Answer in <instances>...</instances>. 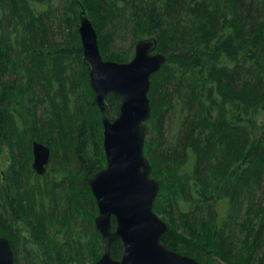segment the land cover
I'll use <instances>...</instances> for the list:
<instances>
[{
	"label": "trees",
	"instance_id": "1",
	"mask_svg": "<svg viewBox=\"0 0 264 264\" xmlns=\"http://www.w3.org/2000/svg\"><path fill=\"white\" fill-rule=\"evenodd\" d=\"M90 6L89 17L99 18L93 26L103 59L128 61L110 53L117 34L132 44L156 38L157 52L166 57L148 93L144 153L159 182L153 211L198 245L186 246L187 238L169 225L162 244L198 260L218 256L212 264H259L264 127L256 122L264 112V0H0V143L16 138L19 122L38 142L58 139L61 159L67 163L71 156L70 166L78 170L70 186L55 185L63 188L48 196L53 212L27 237L19 227L29 226L23 212L42 190L1 187L0 236L9 239L15 264L20 251L25 264H64L60 237L77 245L67 251L70 261L86 251L93 264L101 254L93 222L98 208L87 181L105 165L89 160L86 137L92 134L87 122L93 119L97 134L102 113L78 32L80 15ZM120 100L108 94L104 115L116 116ZM84 188L88 197L77 192ZM234 241L244 251L236 261L224 256L231 250L235 255ZM122 252L117 239L111 256L119 259Z\"/></svg>",
	"mask_w": 264,
	"mask_h": 264
},
{
	"label": "water",
	"instance_id": "2",
	"mask_svg": "<svg viewBox=\"0 0 264 264\" xmlns=\"http://www.w3.org/2000/svg\"><path fill=\"white\" fill-rule=\"evenodd\" d=\"M78 32L83 57L89 64L90 87L102 113L106 157V166L88 179L98 208L94 227L101 237V255L93 264H201L197 258L162 244L168 225L153 211L159 182L151 176L152 166L144 154V143L151 114L150 78L165 63V56L155 51L154 38H144L137 41L130 61L104 60L97 33L84 12L79 18ZM108 93L121 98L118 114L112 120L104 115ZM31 146L32 168L42 175L50 149L37 141ZM117 239L123 252L119 259H114L111 247ZM0 264H15L14 251L4 236H0Z\"/></svg>",
	"mask_w": 264,
	"mask_h": 264
},
{
	"label": "rangeland",
	"instance_id": "3",
	"mask_svg": "<svg viewBox=\"0 0 264 264\" xmlns=\"http://www.w3.org/2000/svg\"><path fill=\"white\" fill-rule=\"evenodd\" d=\"M38 10H39V8H38ZM89 13L90 14L93 13V9L91 6H90V9L84 10V14H85V16L88 17L89 20L91 19L90 21L92 22V24L94 22V26H95V24L98 23L99 18H97L95 16L89 17V15H88ZM78 25H79V23H78ZM142 39H144V38H142ZM139 40H137V41H139ZM137 41H135V42H137ZM135 44L136 43L132 44L131 37L126 36V35L117 34L116 37L114 36V41H113V44L111 47L112 50L110 49V51H111L110 53H113L114 55H126V58L128 59V61H130L134 57ZM117 50H120V51H117ZM155 51H157V50H155ZM128 61H126V62H128ZM88 84H90V82H89V71H88ZM89 87H90V85H89ZM90 89H91V87H90ZM91 91L93 93L92 89H91ZM93 95H94V93H93ZM120 103H121V100H120ZM105 104H106V98H105ZM119 106H120V104H119ZM118 111H119V109H118ZM116 116H114L113 118H110V117H108V118L110 120H112ZM77 118L79 119L77 122V126H79L80 123L82 122V118H81V116L79 117V115L77 116ZM100 120H101V118H100ZM91 122H93V119L92 120L89 119L87 124L88 125L90 124L92 134H91L90 138L86 137L87 138V140H86L87 150L86 151H87L89 160L90 161L96 160L97 163L102 162V160H103L104 165L106 166V157H105V153H104V149H103L102 120L100 122L99 127L96 128V129H98L97 134H95L94 133L95 131L93 130V123H95V122H93V123H91ZM15 124H16V126L14 127V129L16 131L15 134H17L16 138H14V140L10 143L7 140L4 141L3 143H0V189L2 186H4L6 189H9L10 186L13 183H15L16 185L19 184V186L20 185L25 186V187H28L29 189H32V187H34V188H39L42 190L43 196L40 199L38 197L32 198L31 206L25 212H23V215L25 217V220L27 221V224L29 225L28 226L29 228L26 225L25 226L21 225L19 227L22 228V230H23V232H22L23 236L27 237L29 235V230L34 229L35 226L39 225V223H42L44 218L46 219L47 216H49V214H51L53 212V207L51 208V204H50L51 202H50V199L48 196L51 193H53L57 196L58 195L57 191L60 192L59 190H61L63 188V187L60 188V186H63V185H65V187L70 186L72 184V182L76 179L75 175H76V171L78 173V170H77L75 163L72 164V166H70L71 165V162H70L71 156H68V159H66V160H68L67 163L65 162V160L61 159L62 158L61 154H63L62 152H64V150H63L64 148L61 149L59 147V146H61V142H59L58 139H55L56 142L54 143L53 141H51L49 139L51 137H47L48 139H44L43 141L39 140V142H41L44 145H46L47 147H49L50 158H49L48 164L46 165L45 173L43 175H37L32 168L33 156H32L31 143L33 141H36V140L38 141V139H35V137H30L31 133L29 132V130L26 127L23 128L19 122L15 121ZM27 127H29V126H27ZM256 127L257 128L264 127V112L258 117L257 122H256ZM89 133H90V131H89ZM7 136H9V135H7ZM27 142L30 143L29 149H27V147H26ZM23 146H24V148H23ZM58 155L60 156V158ZM63 162H65L66 164H63ZM20 179H25L26 184L22 185L21 182L19 181ZM55 185H60V186H55ZM87 185H88V181H87ZM89 189H90V187H89ZM9 190H8V193L10 194ZM77 192L79 194H84L88 197V194H85L86 193L85 188H84V191L82 189L81 190L79 189V190H77ZM260 198H261V205L264 207V194H263V196H259V199ZM1 206L2 205H1V201H0V208H1ZM181 207H182V209L184 208L183 206H181ZM263 213H264V211H262V214H261L262 217L264 216ZM246 214H247V211L242 212V214H241L242 218L245 217ZM157 215L164 222H166L167 225H169V227L173 228V230L175 231V234L177 236H181L182 238L184 237L181 230H179L177 228L176 223L172 224L171 221L168 220V218H167L168 216H165L163 213L157 214ZM43 216H44V218H43ZM234 216H236V212H234L233 217ZM83 230H84V227H83ZM83 230H81V231H83ZM99 238H100V247H101V237H99ZM186 238H187V240H186ZM186 238L184 239V240H186V243H185L186 246H189L192 249H194L193 247H196L198 245V243H195L194 241H192V239H189L190 237H186ZM202 238L204 239V236H202ZM239 239L241 240V245H242L243 241H245V239L242 237H240ZM57 241H58L57 245L60 249V255H61L60 257H62V258L65 257V259H67V260H64L65 261L64 264H89L90 263V257L88 255L89 253L86 251H84L82 253H78V255H77L78 257H77L76 262L73 261V257H72L71 261L68 260V257L73 256V255H68L69 253L67 251H73L74 252V249L77 248V245L75 244V242H72L71 240L66 242L64 239H62V237L58 238ZM200 244H202V241ZM241 245H239L238 242L234 241V246L236 247L235 249H237V251L234 250V253L236 256L233 254V250H231L230 252H228V251L225 252L224 256L229 258L232 255L234 260L236 259V257H238L240 259H241V257L243 258L244 251H243V249H241V247H240ZM229 247H230V249H233L232 248L233 246L231 247L229 245ZM100 252H101V248H100ZM259 254H260V259H261L259 264H264V250H263V252L262 251L259 252ZM18 257L20 259L19 264H25L24 253L22 251L19 252ZM201 259H202V257L199 260L201 261ZM202 260H203V262L201 261L202 264H212L215 260L217 261L220 259L218 258V256H215V258L213 257L210 259H208V256L207 257L204 256V258ZM219 264H221V263H219Z\"/></svg>",
	"mask_w": 264,
	"mask_h": 264
},
{
	"label": "bare ground",
	"instance_id": "4",
	"mask_svg": "<svg viewBox=\"0 0 264 264\" xmlns=\"http://www.w3.org/2000/svg\"><path fill=\"white\" fill-rule=\"evenodd\" d=\"M94 27V26H93ZM95 29V28H94ZM155 39V41H156V45H157V40H156V38H154ZM137 43V42H136ZM136 45V44H135ZM49 148V147H48ZM38 175V174H37Z\"/></svg>",
	"mask_w": 264,
	"mask_h": 264
},
{
	"label": "flooded vegetation",
	"instance_id": "5",
	"mask_svg": "<svg viewBox=\"0 0 264 264\" xmlns=\"http://www.w3.org/2000/svg\"><path fill=\"white\" fill-rule=\"evenodd\" d=\"M15 255V254H14Z\"/></svg>",
	"mask_w": 264,
	"mask_h": 264
}]
</instances>
